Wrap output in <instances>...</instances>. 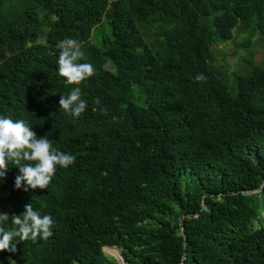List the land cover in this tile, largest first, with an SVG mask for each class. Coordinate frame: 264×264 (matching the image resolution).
Returning <instances> with one entry per match:
<instances>
[{
    "label": "trees",
    "instance_id": "trees-1",
    "mask_svg": "<svg viewBox=\"0 0 264 264\" xmlns=\"http://www.w3.org/2000/svg\"><path fill=\"white\" fill-rule=\"evenodd\" d=\"M242 32L264 0H0V264H264V64L212 59Z\"/></svg>",
    "mask_w": 264,
    "mask_h": 264
},
{
    "label": "rangeland",
    "instance_id": "rangeland-1",
    "mask_svg": "<svg viewBox=\"0 0 264 264\" xmlns=\"http://www.w3.org/2000/svg\"><path fill=\"white\" fill-rule=\"evenodd\" d=\"M109 33L110 27L107 21L103 19L93 29L91 40L94 44L100 45L101 39ZM212 59L223 71L228 84L234 86L236 75L246 74L253 65L264 64V36L256 35L250 40L248 33L242 32L236 39L233 38L230 41L215 45L212 48ZM106 67L113 70L110 62L106 63ZM114 249L120 250L114 247H105L104 252L111 256ZM119 264H121L120 261Z\"/></svg>",
    "mask_w": 264,
    "mask_h": 264
},
{
    "label": "water",
    "instance_id": "water-1",
    "mask_svg": "<svg viewBox=\"0 0 264 264\" xmlns=\"http://www.w3.org/2000/svg\"><path fill=\"white\" fill-rule=\"evenodd\" d=\"M264 184V183H263ZM260 188H258V189H255V191H258ZM247 192V191H246ZM184 216H186V215H181L180 217H179V227H180V230L181 231H183V225H182V218L184 217ZM183 235H184V240H183V245L184 246H186V244H187V236H186V234H184L183 233ZM185 257H183V259H184Z\"/></svg>",
    "mask_w": 264,
    "mask_h": 264
},
{
    "label": "clouds",
    "instance_id": "clouds-1",
    "mask_svg": "<svg viewBox=\"0 0 264 264\" xmlns=\"http://www.w3.org/2000/svg\"><path fill=\"white\" fill-rule=\"evenodd\" d=\"M105 247H116V248H118V249H120L118 246H115V245H113V246H104L103 247V251H104V248ZM120 251V250H119ZM120 253H121V251H120ZM121 256H122V253H121ZM111 257H112V255H111ZM123 257V256H122ZM116 261H117V263L119 264V261H118V259H116L115 257H113ZM124 259V258H123ZM125 264H126V261H125Z\"/></svg>",
    "mask_w": 264,
    "mask_h": 264
}]
</instances>
